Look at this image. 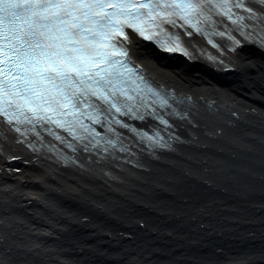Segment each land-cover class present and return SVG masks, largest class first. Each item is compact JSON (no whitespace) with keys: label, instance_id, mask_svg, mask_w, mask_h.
<instances>
[{"label":"bare ground","instance_id":"6f19581e","mask_svg":"<svg viewBox=\"0 0 264 264\" xmlns=\"http://www.w3.org/2000/svg\"><path fill=\"white\" fill-rule=\"evenodd\" d=\"M248 3L256 16L242 23L214 14L217 49L200 34L182 33L188 54L131 36L165 96L147 91L141 106L165 123L112 121L94 147L0 120V196L16 200L0 206V264L24 244L45 254L28 264H264V5ZM150 125L163 138L134 129Z\"/></svg>","mask_w":264,"mask_h":264},{"label":"snow or ice","instance_id":"6c2138e0","mask_svg":"<svg viewBox=\"0 0 264 264\" xmlns=\"http://www.w3.org/2000/svg\"><path fill=\"white\" fill-rule=\"evenodd\" d=\"M233 8L256 16L245 0H0V116L9 124H52L76 140L91 136L95 147L99 133L84 121L102 124L103 111L134 115L132 102L142 91L128 87L134 70L115 58L127 55L116 41L127 39L125 27L146 39L177 20L201 32L208 12L231 19ZM161 47L174 51L179 41L169 38Z\"/></svg>","mask_w":264,"mask_h":264},{"label":"rangeland","instance_id":"374dc122","mask_svg":"<svg viewBox=\"0 0 264 264\" xmlns=\"http://www.w3.org/2000/svg\"><path fill=\"white\" fill-rule=\"evenodd\" d=\"M254 38V41H256V37H253ZM226 47V46H225ZM240 53V52H239ZM239 53H237V54H239ZM251 58V57H250ZM248 60V59H247ZM193 96V95H192ZM185 97H188V96H185ZM228 114V117L229 116H231L230 115V113H228V112H226L225 113V115H227ZM238 113H236V115L235 116H237L236 118H238V116L239 115H237ZM220 132H222V130H219V134H220ZM258 140V139H257ZM259 142V141H258ZM11 158L9 159V160H11V161H16L15 159H13L14 157L11 155L10 156ZM17 157V156H16ZM20 157V156H19ZM3 158V159H2ZM0 157V159H1V162H0V168H3L4 166H6V163L4 162L5 160H4V158H6V156H3V157ZM21 158V157H20ZM4 160V161H3ZM17 162V161H16ZM20 163H23L24 164V166H27V165H29L30 163H26V162H24V161H22V158H21V160L19 161ZM20 170L21 168L20 167H15V168H12V171L14 172L15 170ZM0 171H1V169H0ZM0 175H1V173H0ZM139 181L141 180V178L140 179H138ZM8 181H11L10 179H6V178H4V185L8 182ZM142 181H145V180H142ZM3 182H1L0 181V183H1V185H2V183ZM3 185V186H4ZM13 185V186H12ZM12 185H7V186H9L11 189H10V191L13 193L14 192V188H16V187H18V185L17 184H14V182L12 183ZM3 186H1V187H3ZM10 201H7L6 199H5V197H1L0 196V206L1 205H3V204H7V206H9V207H12V205L13 204H16L15 202H16V200L14 199V198H10L9 199ZM28 203L27 202H24V204L22 205H19V206H22V209L24 210V211H27V205ZM23 213V212H22ZM171 237L172 238H174L172 235H171ZM33 241L35 242V240L33 239ZM33 242V243H34ZM170 244V243H169ZM18 246H20V245H18ZM37 246H39V245H36V246H34L33 248H31V250H27V247H26V245L24 244L23 246H22V248L21 249H19V248H14V247H12V248H10L9 250H8V252L10 251V255L8 256L10 259H12L13 260V263H16V264H28L29 263V261H31V260H33V259H40V261L41 260H43V259H45V254H43V253H37L36 252V248H37ZM33 250H35V252H33V253H31ZM57 258L58 259H60L59 258V255H57ZM20 261V262H19Z\"/></svg>","mask_w":264,"mask_h":264}]
</instances>
